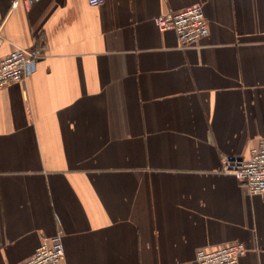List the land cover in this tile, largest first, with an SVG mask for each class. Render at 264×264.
<instances>
[{
  "label": "crops",
  "instance_id": "crops-1",
  "mask_svg": "<svg viewBox=\"0 0 264 264\" xmlns=\"http://www.w3.org/2000/svg\"><path fill=\"white\" fill-rule=\"evenodd\" d=\"M196 4L182 49L154 18ZM36 47L0 89V264L59 229L63 264H264V194L220 162L264 137V0H0V56Z\"/></svg>",
  "mask_w": 264,
  "mask_h": 264
},
{
  "label": "built area",
  "instance_id": "built-area-1",
  "mask_svg": "<svg viewBox=\"0 0 264 264\" xmlns=\"http://www.w3.org/2000/svg\"><path fill=\"white\" fill-rule=\"evenodd\" d=\"M32 4L39 0H25ZM90 6H98L104 0H87ZM161 31L173 30L179 45L186 49L195 45L209 34L208 22L202 5L196 4L180 11H168L154 18ZM45 56L42 48H16L0 56V89L10 82L26 79L31 66ZM221 172L233 174L250 195L264 194V137L250 149L248 158L233 154L221 157ZM247 247L241 242H232L213 250L199 248L196 251L198 264H239ZM63 233L59 229L46 237L37 246L29 259L20 264H63Z\"/></svg>",
  "mask_w": 264,
  "mask_h": 264
}]
</instances>
